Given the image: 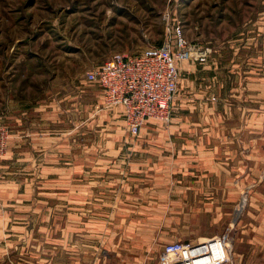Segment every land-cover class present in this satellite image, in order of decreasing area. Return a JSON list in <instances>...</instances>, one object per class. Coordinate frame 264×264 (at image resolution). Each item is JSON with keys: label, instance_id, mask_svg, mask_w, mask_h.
<instances>
[{"label": "rangeland", "instance_id": "1", "mask_svg": "<svg viewBox=\"0 0 264 264\" xmlns=\"http://www.w3.org/2000/svg\"><path fill=\"white\" fill-rule=\"evenodd\" d=\"M168 23L211 54L205 63L179 66L169 122L150 120L183 125L147 137L151 156L163 160L162 172L153 173L147 164L155 159L144 157L148 148H132L128 158L127 148L112 144L139 138L127 133L116 109H104L97 86L84 74L113 52L136 54L159 45ZM249 119L259 139L258 157L250 161L258 164L255 170L249 161L240 182L233 141L236 126ZM0 123L10 135L12 129L19 136L33 131L11 149L22 156L9 148L0 156V228L8 234L11 222L24 221L23 231L40 237L29 247L37 264L61 262L60 249L81 264H152L172 241L226 234L233 245L235 225L256 216L249 210L251 187L264 189V0H0ZM185 124L194 127L187 131ZM192 135L225 142L191 148ZM33 137L39 141L35 148ZM57 137L91 142L96 155L82 165L68 158L57 163L61 150L43 147V140ZM204 141L200 147L209 146ZM205 152L211 164L224 159L217 162L229 171L224 189H207L199 180L193 187L186 177L173 180L181 173L174 171L177 163ZM15 182L23 200L11 205L9 186ZM10 251L0 244V264L15 262Z\"/></svg>", "mask_w": 264, "mask_h": 264}, {"label": "built area", "instance_id": "2", "mask_svg": "<svg viewBox=\"0 0 264 264\" xmlns=\"http://www.w3.org/2000/svg\"><path fill=\"white\" fill-rule=\"evenodd\" d=\"M210 54L209 47L187 40L178 24L168 23L167 36L159 45L136 54L113 52L100 65L86 71L84 79L100 89L105 107H121L126 131L134 137L148 119L169 122L178 90V64H202ZM9 137L8 127L0 123V156L7 151ZM152 264L236 263L231 240L222 234L196 241L168 242Z\"/></svg>", "mask_w": 264, "mask_h": 264}, {"label": "crops", "instance_id": "3", "mask_svg": "<svg viewBox=\"0 0 264 264\" xmlns=\"http://www.w3.org/2000/svg\"><path fill=\"white\" fill-rule=\"evenodd\" d=\"M146 48V47H145ZM144 49V48H143ZM142 49V50H143ZM141 51V50H140ZM189 62L184 61V62H180L178 64V66L182 67L184 64H187ZM182 65V66H181ZM93 85V84H92ZM95 86V85H94ZM98 88V87H97ZM98 91L100 93L101 99H102V95H101V91L98 88ZM200 96V95H199ZM103 102V101H102ZM106 110H117V112L120 114V116L122 117L123 120V115H122V109L121 107H114V108H105ZM174 117L177 116V114L173 115ZM173 118H171V121H173ZM151 119L146 120V122L143 124V126L140 129V132L138 135L134 136L137 139V141H114L112 144H119L118 147H125L128 149L127 153V157L129 158L130 155L133 153L132 152V148L135 149H143V150H147L148 148V154L150 155H146L147 151H144V157L147 160H150V157L152 159H155L151 156V151H150V141L147 139L148 136L153 135V134H157L158 132L162 133V131H168V132H175V131H179V129H181L183 125H179L177 123H171V124H157V123H153L152 121H150ZM186 125V124H185ZM190 127H194L191 125H186L185 128L187 129V131H189ZM208 131L212 130V127L209 125L207 127ZM236 130H237V134L234 136V146L236 148H239V151L237 152V157H236V161L234 162V170L236 171L237 177L239 175V181L241 182L242 180V175H243V168L247 167V164H249L250 160L253 159H257L258 157V146H259V139L257 136V125L255 123H252L251 119H249V122L245 120L244 123L239 124L238 126H236ZM20 130L18 129H12L11 130V135L9 137L8 140V148L13 149V148H17L20 146V144L23 142V139H20L19 137H26V136H30L33 135V131H29V129H27V132H25V134L19 136ZM21 137V138H22ZM39 140V139H38ZM205 140L206 142H208L207 144H209V146L206 147H200L199 145H201L202 141ZM46 141V143H45ZM204 141V142H205ZM29 142L32 145L37 144V139H34V137L29 140ZM225 141H220V140H215V139H210V137L206 138L204 135H199L198 137L194 138V136L192 135V139H191V143L193 144V146H191V148L197 147L199 149H203V148H220L222 147ZM43 143L46 144L43 147H45V149L48 150V148H54L56 147V149H58L60 152L57 154V163H62V164H66L67 163V158L69 159V161L73 162L75 165L76 164H81V163H85L88 160L92 159L94 154V151L91 150L92 147V143H88L86 145H83V143H81V141H69L68 143L65 142V140H61L60 138L57 137V139H48V140H43ZM222 143V144H221ZM188 146V145H187ZM38 148V147H37ZM42 148V147H41ZM73 151L69 152V149H71ZM85 148H90L87 151H83L82 149ZM131 150V151H129ZM66 151L69 152L70 155H66ZM22 154V153H21ZM130 154V155H129ZM138 154V153H137ZM142 154L141 152H139V156L142 160ZM202 154H206L202 153ZM11 155H15V156H22L19 155L18 152L13 150L11 151ZM35 155H37L35 152H31V154L29 152H26L24 154L25 157H34ZM87 155H89V157H87ZM222 155V154H221ZM219 154V156H221ZM47 158L50 157L49 152L46 153ZM54 156V155H53ZM189 157V156H187ZM191 159L187 158L186 162L183 165H179L177 163L176 166H174V171L175 172H181L180 175H177V173L175 174L173 180L175 182H181L179 180L183 179L186 177V180H189L187 182L190 183V186L195 187L196 183L194 182L195 180H199V181H203V183L205 182L206 188L207 189H212V190H222L224 189V186H226V180L229 178L227 168H223V165L225 164L224 162H219L217 163L219 160H224L223 158L219 157L217 158L216 162H213L211 164L210 160H209V156H201V157H190ZM221 158V159H220ZM141 161H139L138 163H140ZM200 163V167H201V171H198V164ZM254 163V161H250V163ZM163 163L162 158L161 159H155V161H149L147 165H151L154 166V171L153 173L156 172H162L161 169L163 167H161L160 165ZM197 163V166L194 168V164ZM158 164V165H157ZM258 164V161H256L253 164V169L256 170V166ZM82 165V164H81ZM226 165V164H225ZM180 166V167H179ZM183 166V167H182ZM185 166V167H184ZM252 169V168H251ZM0 173H1V167H0ZM61 176H65L66 172L63 171L60 173ZM59 174V176H60ZM254 174H256L257 176V172H251L249 171V177L252 180H257L256 182H258L260 180V178L256 179L254 178ZM154 176V174H153ZM172 176V174H171ZM246 177V175L244 176V178ZM1 180V179H0ZM121 181V188L124 187V179H120ZM112 186H114V181H111ZM209 185V187H208ZM262 185V186H261ZM252 186V183H251ZM259 184L256 183L251 187V203L249 206V210L250 212H255L256 216L254 217L253 220L249 219V220H240L236 225H235V229H234V240H233V257L235 260L236 264H260L264 261V189H261L258 187ZM261 187L264 188V182H261L260 184ZM3 187V184L0 183V190ZM9 203H11V205H18L22 204V197L20 195H22V193H19V189L17 187V184L15 182L14 185H10L9 186ZM257 200V203H253V201ZM243 205V203H242ZM240 212V209H237V214ZM11 225L9 226L10 228V233L6 234L4 233L0 228V244H6V245H10V252L11 255H15V262L14 263H10V264H37L38 262L34 260L33 257V250L29 249V247H31V245L35 242V240L38 242L40 237H34L32 234H28L27 230H25V232L23 231V226H27L26 223L24 221H13L10 223ZM43 226V225H42ZM0 227H4V225H1ZM19 229V230H18ZM43 238V237H41ZM50 238L48 237L47 241ZM62 239V237H58L57 240ZM66 240V239H64ZM46 241V242H47ZM55 243V242H54ZM30 245V246H29ZM4 250V247H3ZM60 257H61V262H58L57 264H81L74 256H72L71 258L69 257L66 258V256H64L67 252L63 249H60ZM58 251V248H57ZM2 252V250H1ZM0 252V254H1ZM3 253V252H2ZM4 254V253H3ZM259 255H260V259L259 260ZM52 257V256H51ZM64 258V261H63ZM73 259V260H71ZM18 260H20L21 262H19ZM74 261V262H73ZM261 261V262H258ZM46 264H50L51 259H48L46 261Z\"/></svg>", "mask_w": 264, "mask_h": 264}]
</instances>
